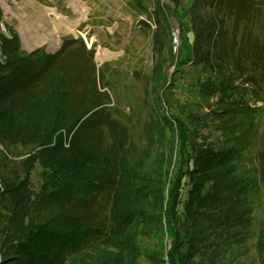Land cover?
Wrapping results in <instances>:
<instances>
[{
    "label": "trees",
    "instance_id": "1",
    "mask_svg": "<svg viewBox=\"0 0 264 264\" xmlns=\"http://www.w3.org/2000/svg\"><path fill=\"white\" fill-rule=\"evenodd\" d=\"M0 52V264H165V235L167 262L194 264L210 236L229 245L248 230L255 170L243 178L238 172L247 168L238 157L249 139L242 122L233 125L226 148H192L191 163L165 191L164 181L144 175V153L126 130L105 116L106 95L95 81L76 101L74 68L56 66L64 51H23L8 31L0 34ZM94 119L112 138L106 148L89 127ZM36 165L48 170L37 191ZM99 195L111 199L107 218L86 221L84 212L75 213ZM144 239L156 241V250ZM255 248L264 264V235Z\"/></svg>",
    "mask_w": 264,
    "mask_h": 264
},
{
    "label": "rangeland",
    "instance_id": "2",
    "mask_svg": "<svg viewBox=\"0 0 264 264\" xmlns=\"http://www.w3.org/2000/svg\"><path fill=\"white\" fill-rule=\"evenodd\" d=\"M84 1L86 16L74 31H65L64 25L79 18L70 0H0V34L16 32L26 52L36 48L50 56L64 51L56 66L74 68L76 101L95 81L97 91L106 95L105 116L122 125L144 153V175L164 181L165 191L191 163L192 148H226L233 125L242 122L249 139L243 138L238 157L247 168L238 172L243 178L255 170L248 230L229 245L210 236L203 258L195 257L194 264H259L255 238L264 235V0ZM89 125L103 147L112 143L100 120ZM47 173L36 165L31 176L35 191ZM187 187L185 181L182 198ZM149 203L155 205L156 198ZM111 207L110 197L99 195L75 213L95 221L107 218ZM143 241L156 250V241ZM163 243L165 264H170L168 235ZM83 250L89 252L90 244Z\"/></svg>",
    "mask_w": 264,
    "mask_h": 264
},
{
    "label": "bare ground",
    "instance_id": "3",
    "mask_svg": "<svg viewBox=\"0 0 264 264\" xmlns=\"http://www.w3.org/2000/svg\"><path fill=\"white\" fill-rule=\"evenodd\" d=\"M71 6L74 8L76 14L79 16L77 20H72V23L70 25H64L65 31H74L76 24L81 20V18L85 17L87 12L89 11V6L84 0H70ZM62 28V27H61ZM56 33L59 34L58 30ZM43 41L39 42V45H41ZM36 44H31V47H35Z\"/></svg>",
    "mask_w": 264,
    "mask_h": 264
},
{
    "label": "built area",
    "instance_id": "4",
    "mask_svg": "<svg viewBox=\"0 0 264 264\" xmlns=\"http://www.w3.org/2000/svg\"><path fill=\"white\" fill-rule=\"evenodd\" d=\"M3 59V56H2V54H1V52H0V61ZM26 155H22V156H20V157H18V159H22V158H24ZM3 188V186H2V182H1V177H0V189H2ZM0 261H1V253H0Z\"/></svg>",
    "mask_w": 264,
    "mask_h": 264
},
{
    "label": "water",
    "instance_id": "5",
    "mask_svg": "<svg viewBox=\"0 0 264 264\" xmlns=\"http://www.w3.org/2000/svg\"><path fill=\"white\" fill-rule=\"evenodd\" d=\"M36 48H34L33 50H35ZM32 51V50H31Z\"/></svg>",
    "mask_w": 264,
    "mask_h": 264
}]
</instances>
